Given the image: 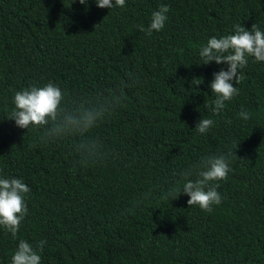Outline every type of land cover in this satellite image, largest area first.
I'll return each mask as SVG.
<instances>
[{
	"label": "trees",
	"instance_id": "16d2710c",
	"mask_svg": "<svg viewBox=\"0 0 264 264\" xmlns=\"http://www.w3.org/2000/svg\"><path fill=\"white\" fill-rule=\"evenodd\" d=\"M161 5L164 28L140 31ZM253 23L264 31V0H125L111 9L0 0V177L31 189L16 237L0 227V264H11L20 239L46 241L40 264H264V61L248 58L233 81L238 94L214 114L210 82L227 64L199 55L211 36ZM49 81L69 102L122 96L87 133L102 141V160L81 161L79 136L46 142L43 128L8 117L16 91ZM201 118L214 122L204 134ZM210 155L232 169L218 182L221 203L209 213L184 193L172 199L180 173Z\"/></svg>",
	"mask_w": 264,
	"mask_h": 264
},
{
	"label": "clouds",
	"instance_id": "9594fccd",
	"mask_svg": "<svg viewBox=\"0 0 264 264\" xmlns=\"http://www.w3.org/2000/svg\"><path fill=\"white\" fill-rule=\"evenodd\" d=\"M99 8L124 7L125 0H95ZM79 3L87 6L88 0H79ZM168 6L161 5L159 10L153 11L150 24L147 28L139 25V30L151 35L152 32L164 28L167 20ZM201 63L208 64L215 61L217 64H227V70L221 68L213 73L210 82L215 99L211 104H205L206 108L214 114H219L225 108V102L232 100L238 89L233 84H238L243 79L240 70L248 64V58L255 61H264V31L253 23L250 29L240 24L234 25L232 33L220 36H211L205 45L199 50ZM129 77L132 74L129 73ZM202 81L197 79L195 85ZM122 96L116 92L105 95L98 92L92 98H80L74 101H66L65 92L56 83H48L37 86L32 84L14 93L12 114L8 116L15 121L16 126L29 129L30 127L43 128L44 141H53L69 136H79L74 151L79 153L82 162H97L103 159L105 153L103 144L98 138L87 136L100 120L110 114L119 105ZM238 117L244 120L250 118L246 110L238 113ZM210 118H201L195 129L206 133L213 126ZM230 123V121H229ZM230 168V162L225 155H210L202 157L199 163L182 171V188L173 186L168 191L172 199L181 193L186 194L188 206H199L205 212L211 213L214 205L222 201L221 194L217 191L219 181L226 180ZM195 175V179H191ZM31 191L30 187L21 178L0 177V227L9 231L15 238L21 222L25 218L28 208L25 197ZM46 241L41 240L37 248L42 251ZM37 248L28 241L20 239L18 247L11 256V264H40L41 256Z\"/></svg>",
	"mask_w": 264,
	"mask_h": 264
}]
</instances>
